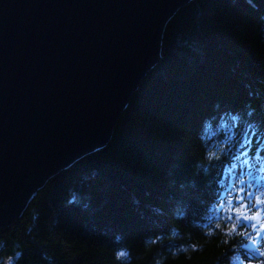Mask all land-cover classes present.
Masks as SVG:
<instances>
[{
	"label": "trees",
	"instance_id": "obj_1",
	"mask_svg": "<svg viewBox=\"0 0 264 264\" xmlns=\"http://www.w3.org/2000/svg\"><path fill=\"white\" fill-rule=\"evenodd\" d=\"M243 164L264 174V0H193L106 146L0 228V264H264Z\"/></svg>",
	"mask_w": 264,
	"mask_h": 264
},
{
	"label": "water",
	"instance_id": "obj_2",
	"mask_svg": "<svg viewBox=\"0 0 264 264\" xmlns=\"http://www.w3.org/2000/svg\"><path fill=\"white\" fill-rule=\"evenodd\" d=\"M193 0H0V228L105 147Z\"/></svg>",
	"mask_w": 264,
	"mask_h": 264
},
{
	"label": "rangeland",
	"instance_id": "obj_3",
	"mask_svg": "<svg viewBox=\"0 0 264 264\" xmlns=\"http://www.w3.org/2000/svg\"><path fill=\"white\" fill-rule=\"evenodd\" d=\"M244 166L238 171V180L236 183V187L238 191L236 192V196H243L245 199L252 200V210L260 208L261 211L259 214H255V219L253 223L256 225L254 228V232L257 233L258 237H264V174L258 172L253 164H243ZM240 178V179H239ZM243 181V183H241ZM241 188L245 189L248 192L252 193L251 197H248L245 192H241ZM237 205H239L237 203ZM230 213V208L228 209ZM236 216H244L249 212L241 209H237L232 211ZM252 212V211H251ZM249 217H252L248 215ZM251 220V219H250Z\"/></svg>",
	"mask_w": 264,
	"mask_h": 264
},
{
	"label": "snow or ice",
	"instance_id": "obj_4",
	"mask_svg": "<svg viewBox=\"0 0 264 264\" xmlns=\"http://www.w3.org/2000/svg\"><path fill=\"white\" fill-rule=\"evenodd\" d=\"M241 183H243V181H241ZM241 192H245V194H246L248 197H251V196H252V193H251V192H248V191H246V190L243 189V188H241ZM237 200H238L239 207H247V205H246L245 203H243V201H244V197H243V196H238V197H237ZM229 203H231V201H229ZM262 203H264V202H262ZM234 207H235V206H234ZM260 211H261L260 208H257V209L255 210L256 214H259ZM236 219L240 221V223H241V225L243 226L244 230H247L249 227H251V228H253V229L256 227L255 224H251V225L248 224V221H249L250 219H255V215L252 216V217H249L248 215H244V216H236ZM226 220H227L228 222H231V221L233 220V217H232V216H228V217L226 218ZM225 227H227V223L225 224ZM119 255H120V256H123V255H125V253H124V252H121V253H119Z\"/></svg>",
	"mask_w": 264,
	"mask_h": 264
}]
</instances>
